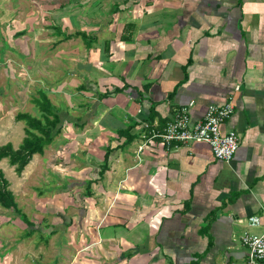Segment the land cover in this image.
<instances>
[{
    "label": "crops",
    "instance_id": "obj_1",
    "mask_svg": "<svg viewBox=\"0 0 264 264\" xmlns=\"http://www.w3.org/2000/svg\"><path fill=\"white\" fill-rule=\"evenodd\" d=\"M73 1L57 5L75 10L62 39L79 43L64 51L70 77L51 91L61 130L48 144L51 161L64 158L55 187L77 202L63 214L72 239L63 264H248L241 236L264 232V0ZM32 2L55 9V0ZM229 98L220 129L239 137L230 160L203 142L166 148L151 137L189 102L195 123Z\"/></svg>",
    "mask_w": 264,
    "mask_h": 264
},
{
    "label": "rangeland",
    "instance_id": "obj_2",
    "mask_svg": "<svg viewBox=\"0 0 264 264\" xmlns=\"http://www.w3.org/2000/svg\"><path fill=\"white\" fill-rule=\"evenodd\" d=\"M17 1L0 0V145L10 142L14 148L19 146L25 135V123L18 121L16 114L29 112L38 115V104L43 100V93L55 107L51 91L67 80L70 77L69 70L73 69L70 68V62L65 60L64 51L67 54L71 48H77L79 43L75 38H72L70 43L69 40L62 39V23L75 10L64 12L63 7H57L59 0H55V9L52 11L44 9L41 2L37 7L32 0H19L22 6H19ZM74 1L76 7L77 2ZM77 18L80 20V26L93 23L85 10L80 11ZM71 27L73 28L68 27L66 34H69L70 29L77 30L79 25ZM51 36L53 38L50 39ZM31 48L35 53L33 55L37 54L34 68L30 67L28 54ZM11 58L18 62L20 60L18 68L14 67L17 62L14 65ZM63 97L60 94V97L53 98V101L61 104L65 102ZM57 146L61 148V142ZM53 149L51 146H45L43 153H38L37 157L30 160L31 165L27 164L20 174L16 173L15 166L10 165L7 158L0 161V168L5 170V176L9 179V188L13 191L23 215H26L25 220L24 217L21 218L0 206V264H63L64 251H71L68 249L71 246L68 242L72 239L63 233L68 227L63 214L73 212L77 202L76 205H70L64 199L71 190H58L55 187L56 181H64L63 174L55 171L57 167L54 165H59L61 169L63 164L58 160L64 158L55 157L51 161L50 156L56 151L52 153ZM64 174L67 180L70 173ZM74 177L72 176L73 179ZM66 180L63 184L65 186L68 185ZM74 199L78 201V195ZM76 229L81 233L79 224ZM49 230L59 232L49 236Z\"/></svg>",
    "mask_w": 264,
    "mask_h": 264
},
{
    "label": "built area",
    "instance_id": "obj_3",
    "mask_svg": "<svg viewBox=\"0 0 264 264\" xmlns=\"http://www.w3.org/2000/svg\"><path fill=\"white\" fill-rule=\"evenodd\" d=\"M193 102L182 106L168 121L162 132H152L151 137L159 138L166 148L177 147L180 143L203 142L206 143L213 155L219 160H230L236 152L239 137L235 130L221 131V125L233 113V103L229 98L223 104L208 105L203 117L195 123L190 120V107ZM143 126L150 129L148 122ZM146 137V135H143ZM145 143L139 146L142 149ZM251 223H259L258 217H250ZM242 243L247 248L248 264H259L264 261V232L252 234L245 232L241 236Z\"/></svg>",
    "mask_w": 264,
    "mask_h": 264
},
{
    "label": "trees",
    "instance_id": "obj_4",
    "mask_svg": "<svg viewBox=\"0 0 264 264\" xmlns=\"http://www.w3.org/2000/svg\"><path fill=\"white\" fill-rule=\"evenodd\" d=\"M42 97L43 100L38 104V115L29 112H18L16 114V119L25 123L23 128L25 135L19 146L14 148L10 142L0 145V161L7 158L9 164L15 166L14 170L17 174L21 173L34 154L43 153L44 147L50 144L61 130V119L58 111L44 93ZM107 157L108 151L105 153V160H107ZM103 172L104 168L100 171V177ZM89 193V190H87L86 194ZM0 206L11 210V212L21 218L24 217L26 220V215H23L21 208L18 206L14 193L9 188V181L1 168ZM40 238L42 239V237Z\"/></svg>",
    "mask_w": 264,
    "mask_h": 264
}]
</instances>
